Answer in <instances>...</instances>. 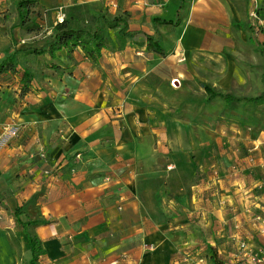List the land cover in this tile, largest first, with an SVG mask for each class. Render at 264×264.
Instances as JSON below:
<instances>
[{
	"label": "crops",
	"instance_id": "1",
	"mask_svg": "<svg viewBox=\"0 0 264 264\" xmlns=\"http://www.w3.org/2000/svg\"><path fill=\"white\" fill-rule=\"evenodd\" d=\"M93 1L128 11L129 30L158 39L163 53L141 35L95 61L79 48L32 55L23 94L19 74H0V135L19 127L0 137V264L31 257L15 208L37 222L28 227L43 249L37 264H213L211 251L219 264H254L264 255V129L211 124L204 106L184 111L197 120L172 116L155 94L162 80H200L181 62L222 51L210 37L227 0H184L176 25L152 19L174 22L179 0H36L51 24L58 10ZM245 4L264 12V0ZM262 24L254 35L264 47Z\"/></svg>",
	"mask_w": 264,
	"mask_h": 264
},
{
	"label": "rangeland",
	"instance_id": "2",
	"mask_svg": "<svg viewBox=\"0 0 264 264\" xmlns=\"http://www.w3.org/2000/svg\"><path fill=\"white\" fill-rule=\"evenodd\" d=\"M16 1L4 0L5 10L0 12V54L3 55L14 49L39 47L49 36L47 32L50 31L51 20L47 16L48 11L38 3L37 7L34 6L36 10L31 14V20L36 25L32 26L33 32H29V20L24 27L12 26L17 21ZM245 3L246 0H227V6L224 5L225 9L227 8L225 17L220 18L224 20L216 25L221 34L217 37L211 34L210 37V43L220 45L222 51L210 49L209 53L195 55L191 58L194 59L195 65H191L188 58L181 62L183 69H192L189 72L200 80L195 78L194 81H188V78H179L178 82L162 80L158 83L155 94L175 109L176 112H173L172 116L183 115L197 120L200 118L199 114L184 111L188 107L196 110L197 107L204 106L209 108L211 124L228 123L225 121L241 124L242 121L248 126L264 129V98L258 103H239L235 107H228L219 98L207 102V94L200 85V81H209L215 83L216 91L229 92L235 96H256L264 90V82L261 81L264 59L259 52L263 43L260 37L258 39V36L254 35L255 27H258L257 21H262L263 27L260 29L264 31V12L251 10L249 13L248 9L251 7L248 6L247 9L248 4ZM210 25L212 27V23ZM16 57L22 69H29V62L33 58L31 54L19 53ZM36 59L40 58L35 57L34 60ZM176 130L177 138L181 139V127ZM3 213L7 218L13 216V212L6 209Z\"/></svg>",
	"mask_w": 264,
	"mask_h": 264
},
{
	"label": "trees",
	"instance_id": "3",
	"mask_svg": "<svg viewBox=\"0 0 264 264\" xmlns=\"http://www.w3.org/2000/svg\"><path fill=\"white\" fill-rule=\"evenodd\" d=\"M35 5L37 7L36 0H17L15 3L17 21L12 26L24 27L29 20V32H33L34 27L32 26L36 25L31 20V14L36 10L34 9ZM187 7V2L179 0L176 20L174 22L153 18V23L160 22L176 25L181 21ZM63 13V20L51 24L48 38L39 47L29 46L14 49L0 59V74L10 73L21 76L22 87L20 88V94L29 90L32 74L27 69H22L19 66L16 57L19 53H29L35 56L47 53L51 58H55L57 52L61 49H64L67 55H70L75 49L79 48L88 58L95 61L101 56L103 49L115 47L116 42H118V46L121 48L126 39L136 42L141 35L144 36L148 49H152L160 54L163 53L158 39H154L153 36L141 31L129 30L128 20L130 15L126 10L117 9L115 13H111L102 1H93L84 3L73 2L63 9ZM260 53L264 57V47L261 48ZM262 77L264 82V73ZM203 87L207 93L205 99L207 102L219 98L228 107H235L239 103H258L264 98V90L257 96L249 97L235 96L229 92H218L208 84H203ZM21 214V209L15 208L14 216L21 226L23 234L26 236L31 254L27 264H37L43 249L40 240L28 231V227L37 222L29 218L22 220L19 217ZM258 214H262V211L257 212ZM210 258L213 264H219L218 260L214 259L215 254L212 251Z\"/></svg>",
	"mask_w": 264,
	"mask_h": 264
},
{
	"label": "built area",
	"instance_id": "4",
	"mask_svg": "<svg viewBox=\"0 0 264 264\" xmlns=\"http://www.w3.org/2000/svg\"><path fill=\"white\" fill-rule=\"evenodd\" d=\"M63 17H64L63 11L58 10L55 15V21L61 22L63 20ZM18 131H19V127L17 125L5 126L3 127V131L0 137H2V139H5V138L9 139V138L16 136L18 134ZM256 219L264 222V219H262L261 216H256ZM239 249L245 252L247 251L248 247L244 242H240ZM251 260H252V263L254 264H264V255H254L251 258Z\"/></svg>",
	"mask_w": 264,
	"mask_h": 264
}]
</instances>
